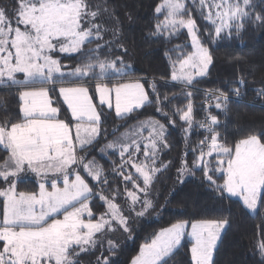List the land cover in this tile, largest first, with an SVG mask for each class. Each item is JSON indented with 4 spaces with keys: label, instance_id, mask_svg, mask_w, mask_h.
<instances>
[{
    "label": "snow or ice",
    "instance_id": "6c2138e0",
    "mask_svg": "<svg viewBox=\"0 0 264 264\" xmlns=\"http://www.w3.org/2000/svg\"><path fill=\"white\" fill-rule=\"evenodd\" d=\"M193 9L212 26L211 41L230 38L234 31L239 35L246 24L264 28V14L255 11L252 0H162L155 8L154 35L171 40L186 29L191 38V52L184 45L169 50L176 54L175 59L169 56L170 78L185 88L194 87L196 78L206 76L213 63L209 47L198 35ZM108 12L91 0H16L11 8L0 7V87L20 89L19 119L0 122V151L6 153L0 162V184L4 185L0 187V264H80L81 253L97 250L101 255L96 264H110L103 253H113L118 247L110 234L122 230L131 235L125 212L144 217L155 208L150 195L157 173L167 168L160 160L168 147L164 124L150 118L99 149L104 158L108 150L119 154L120 165L113 163L112 173L122 177L123 194L118 189L112 190V198L102 194L109 175L95 157L88 158L106 133L101 128L105 107L114 109L121 120L150 104L167 116L159 107L162 101L156 81L150 82L151 99L139 80L111 83L131 75L132 69L122 55L111 56L119 29L98 23ZM108 33L111 39H105ZM92 44L95 47H88ZM58 54H79L81 63L65 71ZM80 81H94L93 90ZM233 92L240 95L239 89ZM185 95L187 105L175 112L188 125V133L193 124L192 93ZM211 95L216 109L227 108V93L217 90ZM54 96L60 99L54 101ZM163 99L168 100L167 95ZM54 102L66 105L68 120L60 118L61 108ZM219 125L211 113L205 122H198L207 135L200 141L193 168L202 171L221 195L241 198L252 213L264 211V132L229 145L217 130ZM141 155L143 159L138 160ZM127 168L135 172L125 174ZM29 172L39 178L38 190H18L22 174ZM178 172L192 174L187 160ZM86 177L97 183L90 186ZM129 182L135 191L128 189ZM120 195L124 208L116 202ZM97 196L106 206L98 218L90 207ZM228 225L227 219L191 223L187 235L193 241V264H214L217 242ZM188 227V221H178L159 230L140 247L131 264H169ZM256 247L264 261V237Z\"/></svg>",
    "mask_w": 264,
    "mask_h": 264
},
{
    "label": "trees",
    "instance_id": "16d2710c",
    "mask_svg": "<svg viewBox=\"0 0 264 264\" xmlns=\"http://www.w3.org/2000/svg\"><path fill=\"white\" fill-rule=\"evenodd\" d=\"M15 2L16 0H0V7L11 8ZM91 2L109 10L102 15L98 23L119 29L117 47L113 49L111 55L125 54L131 58V65L135 66L131 75L119 81L139 80L144 84L146 91H149L150 99L152 98L150 82L156 81L162 101L159 107L167 113V116L162 115L157 111L156 104H150L134 112L127 120H121L113 111L106 108L104 110L101 128L106 129V133H102L99 144L88 158L95 157L97 162L103 165L105 174L109 175L108 185L102 186V194L109 198H112L113 189L124 193L125 184L122 177L112 173L113 163L117 167L120 165L119 154L108 151L107 158H104L99 149L131 130L136 124L150 118L164 124L168 133V147L164 149L160 159L167 163L168 167L157 174L154 182L152 200L155 208L149 209L147 219L130 224L131 235L119 232L110 235L118 247L113 253L104 251V256L109 257L110 264H131L146 241L173 223L227 219L229 225L220 237L213 257L214 264H264L256 247L257 240L264 237V211L258 209L256 215H251L240 200L227 194L221 195L205 179L203 172L192 165L199 154L200 141L207 135L198 127V122H203L207 112L217 116L220 122L217 130L229 145L249 134L264 132V28L246 24L239 35L234 31L230 38L211 41L208 34L213 31L212 26L193 9L192 16L200 29L198 35L209 47L213 63L206 76L194 81V87L185 88L170 78L169 56L175 59L176 54L169 50L175 45H184L185 51L191 52L190 38L185 30H181L180 34L171 40L154 35L158 22L155 8L162 0H91ZM252 3L256 12L264 14V0H252ZM159 19L163 17L160 15ZM106 35L105 39H111L110 33ZM88 47H95V44ZM123 49L127 51L124 52ZM78 57L79 54L69 58L62 57L61 65L70 64L69 67H76L81 63ZM119 81L112 80L113 83ZM79 83L92 87L95 82ZM233 89H239L240 95L236 96ZM19 90L15 87H0V122L5 120L14 122L19 119ZM217 90L227 93L229 97L228 106L224 110L216 109L213 99L210 108L207 107L209 105L206 92ZM186 91H191L193 105V124L188 133L185 132L188 125L175 112L176 109H184L187 105ZM165 95L168 100L163 99ZM58 99L60 98L54 96V101ZM54 104L61 108L60 118L70 117L66 105L55 102ZM5 155L4 151H0V162ZM184 160H187L193 176L178 185V169ZM86 179L90 186L96 184L93 180ZM214 179H217L218 184L223 183L217 177ZM3 186L0 184V187ZM127 187L133 190L130 183ZM17 188L20 191H36L38 184L36 181L25 180L18 183ZM94 191L98 190L94 188ZM116 202L124 208L123 195L117 196ZM90 207L97 218L106 210L98 196L90 202ZM191 244L182 243L169 258V264H193ZM100 255V250L83 253L80 255V264H96Z\"/></svg>",
    "mask_w": 264,
    "mask_h": 264
},
{
    "label": "rangeland",
    "instance_id": "374dc122",
    "mask_svg": "<svg viewBox=\"0 0 264 264\" xmlns=\"http://www.w3.org/2000/svg\"><path fill=\"white\" fill-rule=\"evenodd\" d=\"M162 17H163V14H160ZM105 27H109V26H105ZM185 31H187L186 29H184ZM109 35V33L106 35V36H108ZM190 38V37H189ZM190 45H191V38H190ZM74 55H76V54H73L72 56H74ZM118 55H122L123 56V58H124V60L128 63V64H132V62H131V58L130 57H128V56H125V54H117V55H111V56H118ZM72 56H69V55H66V54H58V56H57V58L60 60L62 57H64V58H69V57H72ZM111 58V57H110ZM62 66H66V67H64V69L63 70H65V71H67V70H70V69H72V68H74V67H69L70 66V64H64V65H62ZM210 67V66H209ZM131 69H132V71L135 69V66H133V65H131ZM209 69V68H208ZM131 71V72H132ZM22 76H23V74H18V77H21L22 78ZM199 78H201V77H197L196 79H199ZM119 82H128V81H119ZM140 82V81H139ZM173 82H175V81H173ZM111 83H113L112 81H111ZM115 83V82H114ZM113 83V84H114ZM140 83H142V82H140ZM175 83H178V82H175ZM143 84V83H142ZM89 90H90V92L93 90V85H92V87H89ZM145 90H146V88H145ZM95 101H97V99L96 98H94V102ZM97 103H98V101H97ZM106 108V107H105ZM107 109V108H106ZM108 110V109H107ZM140 110V109H139ZM110 111H113L114 112V114H115V111H114V109H112V110H110ZM69 116H70V113H69ZM115 116H116V114H115ZM117 117V116H116ZM70 118V117H69ZM69 118H64L65 120H68ZM118 118V117H117ZM62 119V118H61ZM139 124V123H138ZM138 124H136V125H138ZM135 125V126H136ZM134 128V127H133ZM132 128V129H133ZM131 129V130H132ZM130 131V130H129ZM129 131H126L125 133H123V134H121V136L122 135H125L126 133H128ZM143 135L146 137V136H148V129H145L144 130V132H143ZM121 136H119V137H117L115 140H117V139H119ZM165 149H167V148H165ZM109 152H112V150H108ZM118 154V153H117ZM137 159L139 160V159H143V157H142V155L141 156H138L137 157ZM119 160H120V157H119ZM159 164V163H158ZM165 164H167V163H165ZM167 167H168V164H167ZM166 169V168H165ZM164 170V169H163ZM127 172H135V170L134 169H132V168H127L126 169V171H125V174H127ZM83 174V173H82ZM158 174V173H157ZM191 176H193V174H188V173H184L183 175H181L180 173H179V175H178V179H177V184L178 185H181L182 183H184L187 179H189ZM36 178V179H35ZM86 178H89V177H86ZM26 179H29V180H32V181H36V182H38V177H36L35 176V174H33V173H25V174H22V180L23 181H25ZM89 179H91V178H89ZM181 180L183 181V182H181ZM95 182V181H94ZM140 184H141V186H143V184H142V181H138ZM95 183H97V182H95ZM130 183V182H129ZM38 184V183H37ZM130 185H131V189H133V190H136V189H134L133 188V186H132V184L130 183ZM150 198L152 199V194L150 195ZM233 198H235V199H238V200H240L242 203H243V201H242V199L241 198H239V197H233ZM124 207H125V203H124ZM247 209V208H246ZM137 210H139V209H137ZM248 210V209H247ZM249 211V213L251 214V215H256V213L257 212H255V213H252L250 210H248ZM258 211V210H257ZM148 213H149V210H148V212L145 214V216L144 217H136L135 216V214L134 213H132V214H130V213H128V212H125V215H128L129 216V225L132 223H136V222H138V221H140V220H145V219H147V215H148ZM190 225H191V223H189V227L187 228V230H186V235H185V238H184V240L181 242V244L182 243H184V242H191V243H193V241L191 240V238H190V236H188L187 235V233L188 232H190L191 231V227H190ZM226 228V227H225ZM224 231H225V229L221 232V235L224 233ZM123 233V234H125V235H128V233H126V232H123L122 230L121 231H117V232H115V233ZM114 233H111L110 235H113ZM221 237V236H220ZM218 243H219V241L217 242V246H218ZM105 247H106V244H105ZM215 253V252H214ZM81 254H83V253H81ZM213 257H214V255H213Z\"/></svg>",
    "mask_w": 264,
    "mask_h": 264
},
{
    "label": "built area",
    "instance_id": "2783aa9c",
    "mask_svg": "<svg viewBox=\"0 0 264 264\" xmlns=\"http://www.w3.org/2000/svg\"><path fill=\"white\" fill-rule=\"evenodd\" d=\"M217 91H212V92H206V96H207V100H208V105L209 106H207L208 108H210V104H211V101H212V99H213V97H212V95L211 94H213V93H216ZM209 112H207L206 113V115L208 114ZM206 115H205V117H206ZM205 117H204V120H203V122H205ZM202 131L205 133V134H207L205 131H204V129H202Z\"/></svg>",
    "mask_w": 264,
    "mask_h": 264
},
{
    "label": "crops",
    "instance_id": "0c3cea01",
    "mask_svg": "<svg viewBox=\"0 0 264 264\" xmlns=\"http://www.w3.org/2000/svg\"><path fill=\"white\" fill-rule=\"evenodd\" d=\"M54 106H55V104H54ZM164 151V150H163ZM163 151L161 152V154H160V159H161V156H162V154H163ZM113 152V151H112ZM158 163H159V161H158ZM36 179V178H35ZM39 179V178H38ZM26 180H29V179H26ZM226 194V193H225Z\"/></svg>",
    "mask_w": 264,
    "mask_h": 264
}]
</instances>
